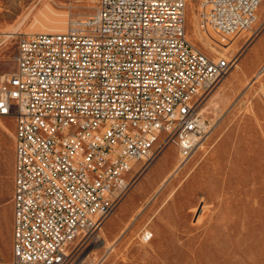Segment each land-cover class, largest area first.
<instances>
[{
	"label": "built area",
	"instance_id": "2783aa9c",
	"mask_svg": "<svg viewBox=\"0 0 264 264\" xmlns=\"http://www.w3.org/2000/svg\"><path fill=\"white\" fill-rule=\"evenodd\" d=\"M264 0H202L227 39L252 29ZM0 76V117L15 119L13 252L4 264H66L131 186L139 160L167 144L185 164L207 134L204 91L232 61L187 32V0H98L57 32L18 34Z\"/></svg>",
	"mask_w": 264,
	"mask_h": 264
},
{
	"label": "rangeland",
	"instance_id": "374dc122",
	"mask_svg": "<svg viewBox=\"0 0 264 264\" xmlns=\"http://www.w3.org/2000/svg\"><path fill=\"white\" fill-rule=\"evenodd\" d=\"M98 0H0V76L16 70L18 34L64 29ZM187 0V32L212 59L232 61L198 100L207 134L181 163L175 144L137 161L131 186L66 264H264V2L251 30L202 29ZM15 119L0 117V264L12 257Z\"/></svg>",
	"mask_w": 264,
	"mask_h": 264
},
{
	"label": "bare ground",
	"instance_id": "6f19581e",
	"mask_svg": "<svg viewBox=\"0 0 264 264\" xmlns=\"http://www.w3.org/2000/svg\"><path fill=\"white\" fill-rule=\"evenodd\" d=\"M61 30H63V29H61ZM61 30H58V31H61ZM54 32H57V31H54Z\"/></svg>",
	"mask_w": 264,
	"mask_h": 264
}]
</instances>
